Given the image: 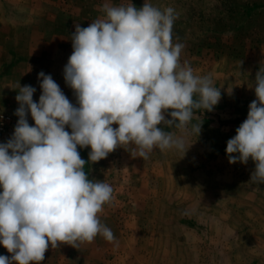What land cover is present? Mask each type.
Masks as SVG:
<instances>
[{
	"label": "rangeland",
	"instance_id": "rangeland-1",
	"mask_svg": "<svg viewBox=\"0 0 264 264\" xmlns=\"http://www.w3.org/2000/svg\"><path fill=\"white\" fill-rule=\"evenodd\" d=\"M131 2L140 8L145 0H0V116L17 123L19 82L35 87L33 99L39 101L41 71L75 104L63 77L74 25L87 27L103 15L105 3ZM149 3L179 14L173 42L184 45L181 61L196 75L211 74L215 86L223 87L222 98L213 111L197 113L193 123H203L202 131L188 138L193 145L184 157L156 150L143 160L126 145L86 165L90 178L114 188L100 218L118 244L100 236L77 249L49 244L40 264H264V184L249 183L251 159L230 164L226 153L256 99L251 88L264 62V0ZM28 121L34 126L30 114ZM78 151L88 161L91 149ZM0 255L11 256L2 245Z\"/></svg>",
	"mask_w": 264,
	"mask_h": 264
},
{
	"label": "clouds",
	"instance_id": "clouds-1",
	"mask_svg": "<svg viewBox=\"0 0 264 264\" xmlns=\"http://www.w3.org/2000/svg\"><path fill=\"white\" fill-rule=\"evenodd\" d=\"M102 12L87 27L75 24L71 33L73 51L63 77L75 104L43 71L38 102L35 87L18 83V121L0 143V245L11 254L0 255V264H40L49 244L77 249L98 236L118 244L100 218L114 188L90 178L85 166L126 145L143 160L156 150L184 157L193 145L188 138L202 131L203 123H193L197 113L213 111L222 98L223 87L215 86L211 74L196 75L181 61L184 45L173 42L179 15L173 7L145 0L140 8L105 3ZM252 82L256 99L226 153L230 164L251 159L249 183L264 184V62ZM86 148L88 161L78 151Z\"/></svg>",
	"mask_w": 264,
	"mask_h": 264
},
{
	"label": "built area",
	"instance_id": "built-area-1",
	"mask_svg": "<svg viewBox=\"0 0 264 264\" xmlns=\"http://www.w3.org/2000/svg\"><path fill=\"white\" fill-rule=\"evenodd\" d=\"M16 124L12 117L0 116V143L6 142L12 136Z\"/></svg>",
	"mask_w": 264,
	"mask_h": 264
},
{
	"label": "water",
	"instance_id": "water-1",
	"mask_svg": "<svg viewBox=\"0 0 264 264\" xmlns=\"http://www.w3.org/2000/svg\"><path fill=\"white\" fill-rule=\"evenodd\" d=\"M171 111H172V110L169 109V110H167V112L165 113V117H166V119H171V116L169 115V113H170Z\"/></svg>",
	"mask_w": 264,
	"mask_h": 264
}]
</instances>
